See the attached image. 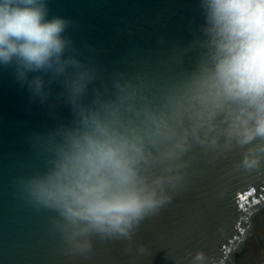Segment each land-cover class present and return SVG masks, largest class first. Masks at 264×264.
<instances>
[{"label":"water","instance_id":"water-1","mask_svg":"<svg viewBox=\"0 0 264 264\" xmlns=\"http://www.w3.org/2000/svg\"><path fill=\"white\" fill-rule=\"evenodd\" d=\"M49 18L69 21L73 54L93 70L82 103L119 80H143L154 99L197 70L205 58L200 0H46ZM31 78V76H30ZM42 99L12 68L0 66V264H264V152L246 168L248 150L264 144L205 149L186 156L172 201L128 235L91 234V250L73 252L54 223L34 206L27 182L50 167L60 132L76 126L62 78L45 75ZM139 78V79H138ZM221 145L224 144L223 139Z\"/></svg>","mask_w":264,"mask_h":264},{"label":"clouds","instance_id":"clouds-1","mask_svg":"<svg viewBox=\"0 0 264 264\" xmlns=\"http://www.w3.org/2000/svg\"><path fill=\"white\" fill-rule=\"evenodd\" d=\"M200 5L206 53L197 70L159 99L143 80H117L113 91L94 90L85 104L96 77L73 54L64 35L69 21L49 18L46 0H0V66L42 99L49 94L45 75L62 78L76 115V126L62 129L50 149L48 170L26 186L34 206L57 214L73 252L90 251L91 234L128 235L158 214L183 182L195 146L264 140V0ZM258 152L264 144L248 150L246 168L259 166ZM203 259L197 252L194 264Z\"/></svg>","mask_w":264,"mask_h":264}]
</instances>
